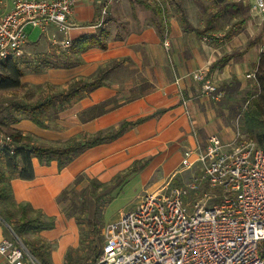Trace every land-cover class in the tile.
I'll return each instance as SVG.
<instances>
[{
	"label": "crops",
	"instance_id": "0c3cea01",
	"mask_svg": "<svg viewBox=\"0 0 264 264\" xmlns=\"http://www.w3.org/2000/svg\"><path fill=\"white\" fill-rule=\"evenodd\" d=\"M12 7L13 0H0V16ZM156 7L162 14L157 0H77L71 17L77 27L71 31V39L96 34L103 28L108 32L107 47L89 48L80 54L78 64L52 68L43 79H23V82L44 80L54 84H67L78 78L87 81L95 78L102 82L88 93L81 91L79 97L61 110L56 126L40 127L29 119L13 125L46 142H65L74 137L94 135L117 129L124 121L149 117L128 128L119 138L87 149L63 169L57 161L43 165L34 158V179H12L17 202L29 203L45 215L55 217V227L38 234L57 243L51 253L53 264H65L67 251L79 242L77 221L68 218L58 202L63 190L74 182L78 173L85 171L105 182L131 169L136 160L154 158L143 169V174L149 175L160 167L156 182L168 177L173 180L178 177V167L186 149L196 147L198 141L212 133H219L224 138L234 134L229 120L231 111L226 104L221 105L224 99L203 94L193 72L207 67L224 96L227 93L221 88L233 77L243 88L247 73L257 68L262 53L263 23L256 17H250L246 22L247 30L249 27L259 30L252 40L257 43L251 47L249 44L243 47L242 41L237 43V39H243V31L227 36L224 45L216 46L209 44L210 37L206 34L199 36L196 31L189 30V25L201 28L190 15L184 14L186 29L179 20V30L176 29L171 38L173 46L167 50L163 43V18L160 19ZM104 8L106 15L102 14ZM49 39V35L43 34L31 44L41 45ZM67 53L71 54V51ZM227 54L232 57L225 65L211 69L214 62ZM171 55L174 64L169 63ZM107 100L112 101L107 112L91 120L81 118L84 111ZM137 172L129 173L127 180L134 178ZM9 228L0 217V242L8 237ZM0 264L12 263L0 254ZM26 264L32 263L26 260Z\"/></svg>",
	"mask_w": 264,
	"mask_h": 264
},
{
	"label": "built area",
	"instance_id": "2783aa9c",
	"mask_svg": "<svg viewBox=\"0 0 264 264\" xmlns=\"http://www.w3.org/2000/svg\"><path fill=\"white\" fill-rule=\"evenodd\" d=\"M76 1L13 0L0 16V65L24 54L29 27L68 51L77 27L71 20ZM157 1L163 43L170 50L165 7ZM254 9L264 22V0H255ZM256 73L257 68L247 77L257 82ZM193 78L203 94L214 99L223 94L207 67L194 71ZM181 166H197L200 174L185 186L145 191L106 225L101 252L84 264H264V144L245 132L239 116L232 137L210 134L184 151ZM205 183L219 193L196 199ZM0 254L12 264H41L16 235L0 242Z\"/></svg>",
	"mask_w": 264,
	"mask_h": 264
},
{
	"label": "trees",
	"instance_id": "16d2710c",
	"mask_svg": "<svg viewBox=\"0 0 264 264\" xmlns=\"http://www.w3.org/2000/svg\"><path fill=\"white\" fill-rule=\"evenodd\" d=\"M225 6L240 10L243 8V3L232 2L227 3ZM156 11L161 19L162 14L159 11V8L156 7ZM184 18L186 19L187 17L184 16ZM249 18L250 17H244L237 21V23H235L228 31L227 36H232L240 31L241 29L239 28L246 24ZM188 28L189 30L196 31L199 36H204L209 27L207 25L206 29H195L189 25ZM107 36L108 32L102 28L96 34L73 40L70 47L71 54H68V51H64L63 49L61 51L60 49H57L58 53H61V56L56 53L52 56V59L55 62L54 67L74 66L80 62V54L89 48L95 46L106 48ZM255 43H257V40L251 41L248 47L253 46ZM231 57L232 54L222 56L219 60L213 63L211 69L214 70L218 66L225 65ZM22 75L23 72L18 66L17 59H9L7 62L0 65V86L4 88L29 86L21 81ZM256 76V83L258 84L260 91L256 98L248 100V107L244 115V125L247 133L251 134L261 144H264V52L260 55ZM101 83V80L95 78L90 81H87L84 78L74 79L65 86L62 91H58L57 93H50L35 101H16L7 105L5 108L8 110L9 114L0 121V135L2 136V139H0V184L3 185L0 187V204L7 200H11L16 207L22 206V213L20 216H17L11 209H5L3 211L0 210V217L11 227L14 236L16 235L24 242L27 248L36 256L41 264H53L51 255L48 253V249L51 248L50 244H47L40 238L36 240H27L25 239V236L31 232H41L43 230L53 229L56 225L55 218L45 215L40 210H36L29 203L17 202L14 196L11 182L12 179H34V158H37L43 165H48L53 161H57L59 168L63 169L87 149L119 138L128 128L145 121L149 117L140 118L136 121H124L117 129L107 130L106 132L101 131L94 135L74 137L65 142H46L32 134L25 133L24 131L15 128L13 125L19 123L23 119H29L40 127L49 128L51 126H56V119H52L53 116L48 113L49 110H54L59 113L70 104L74 98L79 97L81 91L88 93L100 86ZM240 85V81H238L236 77H233L230 83L223 84L221 88L227 93L224 100L221 101V105L226 104L230 109L231 114L237 113V110L241 107L240 101L231 97L234 88L239 87ZM37 87H41V85H37ZM111 103V100H107L93 105L83 112L81 118L85 121L94 119L107 112L109 110V107L107 106ZM52 121L54 122L53 125L50 124ZM68 192L69 189L62 192L58 198L59 203L63 201V196ZM29 213L32 215H29ZM69 216L74 217L70 214ZM75 219L77 222L79 221L78 217H75ZM88 223L92 228L90 234L97 235L92 247L94 254L92 260H94L101 252L102 246L100 244L104 240L102 237L104 235H101L103 230L100 227L101 220L99 208H97L93 218L89 219ZM66 260L67 264H74L71 253L67 254Z\"/></svg>",
	"mask_w": 264,
	"mask_h": 264
},
{
	"label": "rangeland",
	"instance_id": "374dc122",
	"mask_svg": "<svg viewBox=\"0 0 264 264\" xmlns=\"http://www.w3.org/2000/svg\"><path fill=\"white\" fill-rule=\"evenodd\" d=\"M162 1L165 7L166 21L171 38H173L174 31L176 29L179 30V20L183 23L186 29V22L183 18L184 14H186V16L190 15L193 18L195 24L201 29H206L208 25L209 28L206 32V35L210 37L209 44L211 45H224L228 40V31L233 27L235 23H237V21L241 20L244 17H256L258 21L263 23L264 33V22L261 20L257 11L253 12L252 9L254 8L255 0ZM232 2L243 3V8L240 10H236V8H228L225 6L227 3ZM247 26V24L242 25V27L239 28L241 30L238 31H243L242 38L246 40L245 42H243V39H237V43L242 41L243 47L248 45L249 42L256 38L259 34V30L250 27V30H247ZM28 33L30 43L25 46L24 54L16 58L18 61V66L23 72V75L21 76L22 82L25 78H29L34 81L43 79L47 77L50 69L60 68L54 67L55 62L52 59V56L55 53L61 56V53H58L57 49H60L61 51L62 48L59 45L53 43L51 41V38L41 45L31 44L37 42L43 36L42 30L37 27H29ZM172 46L173 43L171 40V47ZM169 63H175L174 56L171 55V57H169ZM250 72L251 71H249L248 73ZM42 81L43 82L25 81L23 83L29 85L26 87L22 86L16 88H4L0 86V121L9 114L8 110H6L5 108L7 107V105H10L16 101H35L40 97L47 96L50 93H57L58 91H62L63 88L70 83L68 82L67 84H54L50 81ZM37 85H41V87H37ZM259 91L260 89L258 84L252 78H246V82L243 88H241L240 86L234 88L231 97L239 100L241 107L237 110V113L232 114L231 119H229L233 128H235V122L240 116V122L243 126V129L245 130L244 115L248 107V100H253L254 98H256L259 94ZM225 97L226 94L225 96L222 94L220 98L222 100ZM48 113L52 114V119L55 118L57 120V111L49 110ZM50 124L53 125L54 122L52 121L50 122ZM249 135L252 136L251 134ZM153 160L154 158H142L136 160L131 169L126 170V172L122 171L113 179L105 182L100 181L94 176L88 175L84 171L78 173L74 182L66 188L69 189V192L63 196V201L59 204L68 218H79V221L77 222L79 227V242L77 246L71 247L67 251V254H72L74 264H83L85 261L93 259L94 254L92 247L97 235L90 234V230L92 228L88 221L89 219L93 218L97 208L100 209V227L103 230L101 235H104L106 225L110 221L119 218L122 212L131 209L145 191L158 190L161 188H171L176 186H185L187 183L191 182L195 176H198L200 174L197 166L189 170H183V167L179 165V174H177V178L171 180V177H168L164 181H160L159 183H157L156 179L159 175L160 167L153 169L149 175L143 174V169H145V167H147L150 162L152 163ZM133 170H135L136 172L138 171L135 176L136 178H133L132 176V178H128L127 180L128 174L133 172ZM2 186L3 185L0 184V187ZM136 191L137 195L135 194ZM205 192L209 194L211 193L213 195L219 193V191L210 188L205 183L202 185V189L197 193V198L196 195H194V198L199 199L202 195H204ZM196 199H191V201L193 202ZM218 200L219 199L217 198L214 201H210L209 203L217 202ZM5 209H11L17 216H20L22 213V206L16 207L11 200H7L6 202L0 204V210L3 211ZM69 214L73 215L74 217L69 216ZM29 215L32 214L29 213ZM38 234L39 232H31L25 236V239H43V241H45L47 244H50L51 248L48 249V253L51 255L53 250L57 247V243L48 241L40 237ZM13 235L14 232L11 230V228H9L7 236L12 237ZM102 237L104 238V236ZM102 243L100 244L101 246ZM65 264H67L66 258Z\"/></svg>",
	"mask_w": 264,
	"mask_h": 264
}]
</instances>
